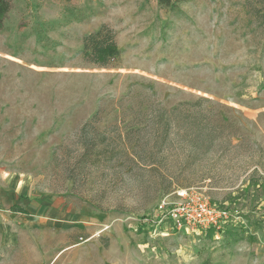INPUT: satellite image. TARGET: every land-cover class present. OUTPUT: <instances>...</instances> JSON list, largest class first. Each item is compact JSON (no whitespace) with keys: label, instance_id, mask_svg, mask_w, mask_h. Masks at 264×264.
<instances>
[{"label":"rangeland","instance_id":"374dc122","mask_svg":"<svg viewBox=\"0 0 264 264\" xmlns=\"http://www.w3.org/2000/svg\"><path fill=\"white\" fill-rule=\"evenodd\" d=\"M103 26L105 65L83 54ZM181 190L227 219L161 223ZM0 264H264V0H13Z\"/></svg>","mask_w":264,"mask_h":264},{"label":"built area","instance_id":"2783aa9c","mask_svg":"<svg viewBox=\"0 0 264 264\" xmlns=\"http://www.w3.org/2000/svg\"><path fill=\"white\" fill-rule=\"evenodd\" d=\"M179 200L169 206L165 200L160 204L161 223L170 220L177 229L196 230L217 227L227 219V213L211 205L208 199L195 191L181 190Z\"/></svg>","mask_w":264,"mask_h":264},{"label":"trees","instance_id":"16d2710c","mask_svg":"<svg viewBox=\"0 0 264 264\" xmlns=\"http://www.w3.org/2000/svg\"><path fill=\"white\" fill-rule=\"evenodd\" d=\"M184 0H159L161 6L175 9ZM13 0H0V29L4 19L12 9ZM83 54L93 62L101 65L107 64L110 58L120 54L115 41L114 32L108 26H103L99 31L88 35L84 40Z\"/></svg>","mask_w":264,"mask_h":264}]
</instances>
